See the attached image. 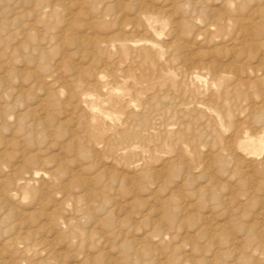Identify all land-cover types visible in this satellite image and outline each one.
<instances>
[{"label":"rangeland","instance_id":"obj_1","mask_svg":"<svg viewBox=\"0 0 264 264\" xmlns=\"http://www.w3.org/2000/svg\"><path fill=\"white\" fill-rule=\"evenodd\" d=\"M0 264H264V0H0Z\"/></svg>","mask_w":264,"mask_h":264},{"label":"bare ground","instance_id":"obj_2","mask_svg":"<svg viewBox=\"0 0 264 264\" xmlns=\"http://www.w3.org/2000/svg\"><path fill=\"white\" fill-rule=\"evenodd\" d=\"M246 27V26H245ZM262 53V52H261ZM169 72V71H168ZM174 75L175 74H173V72L171 73V71L169 72V73H167V74H165L164 76H163V79L164 80H167L168 82H171V81H173V78H174ZM143 78V77H142ZM157 78V77H156ZM144 79V78H143ZM144 81V80H143ZM149 84V83H148ZM95 108V107H94ZM93 108V109H94ZM82 109V108H81ZM98 113H99V111H98ZM211 116V115H210ZM217 123V122H216ZM119 126V125H118ZM20 182V181H19Z\"/></svg>","mask_w":264,"mask_h":264}]
</instances>
